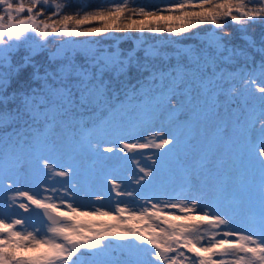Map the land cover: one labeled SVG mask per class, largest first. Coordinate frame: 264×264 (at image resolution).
I'll list each match as a JSON object with an SVG mask.
<instances>
[{"label": "snow or ice", "instance_id": "snow-or-ice-1", "mask_svg": "<svg viewBox=\"0 0 264 264\" xmlns=\"http://www.w3.org/2000/svg\"><path fill=\"white\" fill-rule=\"evenodd\" d=\"M163 3L0 0V67L26 46L0 71V105L17 104L0 111L12 129L0 131V264H264V58L224 31L264 23V0ZM204 25L209 51L177 49L164 66L155 48L142 63L80 41ZM50 38L75 54L41 70ZM236 56L238 72L218 62ZM28 67L37 86L6 95Z\"/></svg>", "mask_w": 264, "mask_h": 264}, {"label": "trees", "instance_id": "trees-1", "mask_svg": "<svg viewBox=\"0 0 264 264\" xmlns=\"http://www.w3.org/2000/svg\"><path fill=\"white\" fill-rule=\"evenodd\" d=\"M77 0H74L76 3ZM112 0H83V3L90 5L89 10H94L99 6L110 7ZM119 2V0H116ZM147 5H157L160 7L164 6L163 0H129L130 7L147 6ZM211 25H204L190 30L188 33L177 35H170L166 31L160 34L150 33L144 31L139 32L136 29H131L127 31H111L105 36L84 38L81 37V42H87L88 40L98 41L97 44L90 45L94 48L103 49L105 51L111 50L117 53H127L129 51H134L137 56L141 59V62H146L144 60L145 48H155L161 52V57L158 60L153 61L159 66H164L167 63L176 62V50L177 49H195L197 52H207V44L210 43L205 40L204 36L208 34V29ZM224 31L228 32L229 35L225 37V43L229 48L236 50L245 51L249 57L254 58L256 64L258 65L261 61L262 54L260 48L262 43H264V23L256 22L249 23L245 28H241L239 25H234L231 22L227 23V27ZM68 39V38H65ZM250 42L254 43V47L250 46ZM76 46V45H75ZM74 44L68 45L59 55L54 53L57 51V44L50 38L47 47L42 51L40 55H37L33 61L37 66L47 67L49 64L55 65L59 59H62L65 51H67L69 56L75 54L76 47ZM26 54V46L21 47L19 51H15L10 57L9 61L2 67L0 71L8 73L10 68L8 64L12 66L20 65L23 61V57ZM221 56H228V52L224 51L220 53ZM167 56L169 59L165 60L164 57ZM221 66L225 67L228 71H240L244 67L246 61L244 57L236 56L232 62L218 61ZM33 69L31 67L22 68L19 73L12 72L9 77V84L6 89V95L11 96L13 93H18L22 90H27L29 85L31 87H36L37 85L31 81V74ZM146 75V73L144 74ZM138 79H142L141 74L136 70V68H131L128 75V83L130 85H135ZM17 106L16 102H9L7 108L0 105V111L12 110ZM2 132H11V127H6L0 129Z\"/></svg>", "mask_w": 264, "mask_h": 264}, {"label": "water", "instance_id": "water-1", "mask_svg": "<svg viewBox=\"0 0 264 264\" xmlns=\"http://www.w3.org/2000/svg\"><path fill=\"white\" fill-rule=\"evenodd\" d=\"M210 33H208V34H206L205 36H204V38H205V40L206 41H208V42H210Z\"/></svg>", "mask_w": 264, "mask_h": 264}, {"label": "rangeland", "instance_id": "rangeland-1", "mask_svg": "<svg viewBox=\"0 0 264 264\" xmlns=\"http://www.w3.org/2000/svg\"><path fill=\"white\" fill-rule=\"evenodd\" d=\"M75 46V45H74ZM76 47V46H75Z\"/></svg>", "mask_w": 264, "mask_h": 264}]
</instances>
